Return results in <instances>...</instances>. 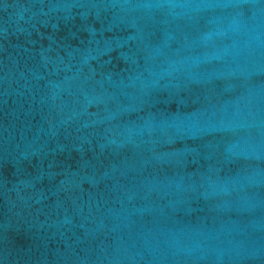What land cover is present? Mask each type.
<instances>
[{"label": "water", "instance_id": "1", "mask_svg": "<svg viewBox=\"0 0 264 264\" xmlns=\"http://www.w3.org/2000/svg\"><path fill=\"white\" fill-rule=\"evenodd\" d=\"M0 264H264V0H0Z\"/></svg>", "mask_w": 264, "mask_h": 264}]
</instances>
